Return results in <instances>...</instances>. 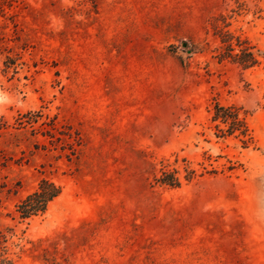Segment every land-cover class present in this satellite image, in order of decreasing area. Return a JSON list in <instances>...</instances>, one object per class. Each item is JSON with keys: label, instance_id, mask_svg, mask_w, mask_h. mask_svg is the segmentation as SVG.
Returning a JSON list of instances; mask_svg holds the SVG:
<instances>
[{"label": "rangeland", "instance_id": "374dc122", "mask_svg": "<svg viewBox=\"0 0 264 264\" xmlns=\"http://www.w3.org/2000/svg\"><path fill=\"white\" fill-rule=\"evenodd\" d=\"M0 264H264V0H0Z\"/></svg>", "mask_w": 264, "mask_h": 264}, {"label": "trees", "instance_id": "16d2710c", "mask_svg": "<svg viewBox=\"0 0 264 264\" xmlns=\"http://www.w3.org/2000/svg\"><path fill=\"white\" fill-rule=\"evenodd\" d=\"M223 42H227L224 40ZM231 45L227 43L221 58H230L232 61L239 63L246 67L249 65H255L257 58L247 49H241L240 54L231 53ZM211 122H217L224 126V129L219 128L216 125L218 137L230 136L237 133V136L246 138L248 136V129L245 122L244 115L240 113V109L234 106H223L217 102L213 105V113L211 116ZM245 143L246 141H242ZM192 170H187L185 179L189 180L193 176ZM154 181L160 185L168 186L171 188H177L180 186V179L175 170L162 169L160 176L154 179ZM60 194V187L47 179H41L37 185V188L25 198H23L16 205V212L20 219H28L36 215L44 213L48 204L54 200Z\"/></svg>", "mask_w": 264, "mask_h": 264}, {"label": "water", "instance_id": "95a60500", "mask_svg": "<svg viewBox=\"0 0 264 264\" xmlns=\"http://www.w3.org/2000/svg\"><path fill=\"white\" fill-rule=\"evenodd\" d=\"M181 47H182V48H186V43H182V44H181Z\"/></svg>", "mask_w": 264, "mask_h": 264}]
</instances>
